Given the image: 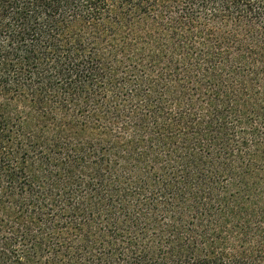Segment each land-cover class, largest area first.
Returning a JSON list of instances; mask_svg holds the SVG:
<instances>
[{"label":"trees","instance_id":"obj_1","mask_svg":"<svg viewBox=\"0 0 264 264\" xmlns=\"http://www.w3.org/2000/svg\"><path fill=\"white\" fill-rule=\"evenodd\" d=\"M0 264H264V0H0Z\"/></svg>","mask_w":264,"mask_h":264}]
</instances>
